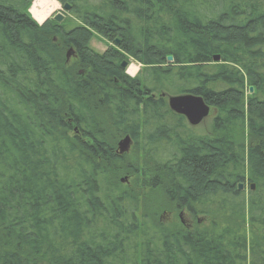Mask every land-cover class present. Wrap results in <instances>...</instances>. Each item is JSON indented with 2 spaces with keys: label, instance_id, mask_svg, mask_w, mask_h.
<instances>
[{
  "label": "trees",
  "instance_id": "16d2710c",
  "mask_svg": "<svg viewBox=\"0 0 264 264\" xmlns=\"http://www.w3.org/2000/svg\"><path fill=\"white\" fill-rule=\"evenodd\" d=\"M32 1L0 0V264H264V0H56L72 25H38ZM185 94L207 132L169 110ZM124 137L172 207L108 182ZM169 209L208 224L165 225Z\"/></svg>",
  "mask_w": 264,
  "mask_h": 264
},
{
  "label": "rangeland",
  "instance_id": "374dc122",
  "mask_svg": "<svg viewBox=\"0 0 264 264\" xmlns=\"http://www.w3.org/2000/svg\"><path fill=\"white\" fill-rule=\"evenodd\" d=\"M34 1L35 0L31 2L28 8V11H27L32 19H33V16L30 13V9ZM55 2L57 3V8L49 12L44 22L48 20H53V18L57 14H61L63 16L60 24L67 22L70 19V16L68 12H65L62 8L64 4L62 5L58 3L56 0ZM65 4L69 5L68 3H65ZM72 24L73 23L70 21L69 25H72ZM109 47H115V45L112 42L108 41L107 39L100 37L96 34H93L88 42V48L97 54H102ZM67 52H68V49L65 51V60L66 62H69L71 58L73 57V55H71L69 59H66ZM122 61H125L128 64L124 73L131 78H134L142 68L141 65H139L138 63H136L135 61L129 58L123 59ZM130 66L136 68V72L134 74L128 73L127 69ZM210 121H211L210 117H208L202 124L197 126L194 129V131L196 133L207 132V130L210 128L209 127ZM122 139L123 138L117 139L115 143L116 145L115 153L117 155H119L117 153V144ZM119 156H121L120 158L122 161L121 160L115 161L113 163H109L108 165L109 169H111V170H108V182L112 185H116L115 189L117 192L127 193L130 196V198L133 199L132 202L135 204L136 207H172V206H168L166 204V201H160L158 197L156 196L157 192L155 190L153 191L150 188L149 183H150L151 178L153 177V174L147 170V168H150L149 167L150 163L147 162V160L141 155V152L138 149H135L133 146H129L128 151L124 153V155L122 154ZM129 162L135 165H138L140 163L139 170L137 173L124 175L122 173L116 172L117 170L127 166ZM243 185L244 186H243L242 191L244 194H247V192L249 191V185L248 183H244ZM159 203H160V206H158ZM157 218L159 219L161 223L165 225L173 226V225L180 224L182 225V227L188 230L197 229L199 228L200 225L208 224L207 221L189 217L184 211L179 212V211H174L172 209L161 211L160 213L157 214ZM219 222L223 223L222 221H219Z\"/></svg>",
  "mask_w": 264,
  "mask_h": 264
},
{
  "label": "water",
  "instance_id": "95a60500",
  "mask_svg": "<svg viewBox=\"0 0 264 264\" xmlns=\"http://www.w3.org/2000/svg\"><path fill=\"white\" fill-rule=\"evenodd\" d=\"M63 10L65 12L70 11V6L67 4H64L62 6ZM63 16L61 14H57L53 21L56 23H61ZM40 25V24H38ZM42 25V24H41ZM116 45L119 44L118 40H115ZM73 55V52L71 49L68 50L66 53V59H69V57ZM218 58L214 57V61H217ZM172 58L168 57L167 62H171ZM127 63L125 61H122L120 63V69L122 71H125L127 68ZM249 93H252V88H249ZM167 105L169 110L178 116H181L185 119L187 125L191 128H196L200 124H202L210 115V107L205 104L203 99L199 96H194L191 94H185V95H179V96H169L167 98ZM130 140L128 137H124L118 144H117V153L119 155H122L126 153L130 146ZM243 184L237 185V190L242 191L243 190ZM250 191H253L254 185H249Z\"/></svg>",
  "mask_w": 264,
  "mask_h": 264
},
{
  "label": "bare ground",
  "instance_id": "6f19581e",
  "mask_svg": "<svg viewBox=\"0 0 264 264\" xmlns=\"http://www.w3.org/2000/svg\"><path fill=\"white\" fill-rule=\"evenodd\" d=\"M56 8L57 3L55 0H35L30 9V13L33 16V20L41 25L49 12ZM127 71L130 74H134L136 72V68L130 66Z\"/></svg>",
  "mask_w": 264,
  "mask_h": 264
},
{
  "label": "flooded vegetation",
  "instance_id": "af4514ba",
  "mask_svg": "<svg viewBox=\"0 0 264 264\" xmlns=\"http://www.w3.org/2000/svg\"><path fill=\"white\" fill-rule=\"evenodd\" d=\"M130 146H131V144H130Z\"/></svg>",
  "mask_w": 264,
  "mask_h": 264
}]
</instances>
